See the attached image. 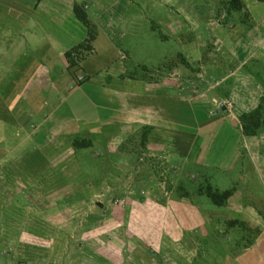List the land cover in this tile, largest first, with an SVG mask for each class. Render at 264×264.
<instances>
[{"label":"crops","instance_id":"crops-1","mask_svg":"<svg viewBox=\"0 0 264 264\" xmlns=\"http://www.w3.org/2000/svg\"><path fill=\"white\" fill-rule=\"evenodd\" d=\"M136 1L152 6L153 27L163 31V39L177 42L180 50L168 68L152 67L148 77L130 74L121 62L129 55L122 53L121 61L111 58L112 53L121 55L123 49L138 50L136 40L146 17L144 13H129L132 0H0L3 264H9L10 254L22 264H53L55 256L61 264L66 248L55 240L62 238L84 241L68 249L74 264L82 260L83 251L86 262L98 254L99 264H113L107 252L109 240L118 237L92 231L91 223L97 221L87 215L77 218L75 208L105 205L110 190L131 185L137 189L140 181L135 175L140 170L129 151L120 148L130 138L137 141L145 127L152 131L139 162L147 156L162 160L168 172L179 177L174 185L184 180L186 163L225 174L240 164L241 185L235 182L237 191L232 198L241 190L243 197L247 192L254 197V191L249 190V173L258 176L264 187V133L245 137L239 122L242 114L257 108L264 90V11L259 2L245 4L252 23L246 28L236 14L217 15V5L228 0ZM76 6L99 31L90 54H95L96 48L103 54L102 61L83 57L78 66L70 67L66 53L88 40L87 29L75 15ZM95 65L97 70L93 71ZM214 82L220 85L214 88ZM213 98L231 100L232 116L211 117ZM12 127L21 129L15 133ZM78 136L99 147L98 154L86 153L91 162H84V155L73 148L72 140ZM126 174L134 175L133 179L124 178ZM203 176L201 173L200 178ZM148 185L154 190L162 188L154 181ZM174 198L180 206L193 205ZM260 199L264 202L263 194L255 195V202L243 201L231 215L230 200L223 208L195 212L199 215L193 216L194 229L187 228L184 215L186 223L181 222V230L172 226L164 232L142 233L132 241V262L264 264V216L256 208ZM161 200L162 205L167 204ZM56 208L72 209L69 230H62L54 220ZM103 219L101 215L100 222ZM232 220L255 230L253 245L238 249L236 244L219 242V253L202 247V239L221 237L220 225ZM78 226L83 229L78 230ZM23 228L29 234L20 233ZM145 239L148 241H141ZM98 247L100 252L95 251ZM125 261L122 258L116 264H127Z\"/></svg>","mask_w":264,"mask_h":264},{"label":"rangeland","instance_id":"rangeland-1","mask_svg":"<svg viewBox=\"0 0 264 264\" xmlns=\"http://www.w3.org/2000/svg\"><path fill=\"white\" fill-rule=\"evenodd\" d=\"M134 3L131 4L129 13H144L143 16L146 17L142 19V25L143 30L140 32L141 34L137 37V44H136L138 50H131L129 49V52L125 49L119 50L121 52V55H115V53H112L111 58L116 57L119 60L122 57V53H124L126 56L129 57L128 60L121 61L123 62L127 69L129 70L131 75H137L141 77H148L149 72L152 71V67L154 69H163L168 68L169 62L174 59V57L177 56V53L180 51L178 43L175 42L172 38L163 39L161 37V31L159 28L153 27V24L150 20L151 17H153L154 12L152 9V6H149L147 4L143 3H137L136 0H132ZM245 4L248 6H251V0H245ZM260 6V9L264 11V3H258ZM239 18V17H238ZM166 36V35H165ZM132 44V43H130ZM133 46V45H129ZM102 49L96 48L95 54H90V52L84 53V58H89L90 60H100L102 61V57L100 54ZM103 54V53H102ZM101 54V55H102ZM145 67L146 69H143ZM97 70V67H93V71ZM148 70L149 72L145 71ZM0 126H2L0 124ZM17 133L19 132V129L21 127H16ZM15 132V133H16ZM135 151V148L132 149ZM81 155H84L83 160L84 162L88 163L90 161V157L85 156L87 154H98L99 153V147L94 144L92 148L88 149H80ZM141 152V157L144 153ZM134 162L136 163V166L138 171L137 175H135V178H138L140 183H138L137 189L132 188L134 185H131L130 187L125 186L122 190H110L108 197V203H106L103 206H90L89 208H86L87 210L83 208H75V216L77 218H80V216H92L96 221L91 223V230L92 231H98V232H109L111 236L118 237V239H110L109 240V258H111L114 263L122 258H124L127 264H134L132 262L133 255V242L139 235L142 233H148L152 231H158V232H164L172 229V226L175 228V230H181L182 224L181 222H184V219L182 216H186L188 218V224L186 223L187 228L194 229L195 222H194V215H199L196 213H202L204 210L207 211L212 210L211 208L215 207L206 196H198L194 200V205L184 207L177 204V201H175L173 197V193L168 191V186L173 182L174 185V179L179 180L178 175H171L170 172H168L167 165L160 159H153L145 157L143 158V161L136 162L134 159ZM241 163V162H240ZM149 164V165H148ZM239 169H241V166L237 167V169L234 172H231L230 174H225L220 172L219 170H209L206 168L201 167H192L191 164L186 163L185 165V171L189 177H186V173L183 174L184 179L189 178L191 181H200L201 184L203 182L210 183L213 187L220 191H226L233 187H236V183H240L239 178ZM204 175L202 178H200V174ZM116 177V176H114ZM124 178L133 179L134 175L131 177L129 175L123 176ZM252 177V178H250ZM249 179V190L250 192L254 191V197L252 195L249 196L248 192L247 195L243 197V190H241L236 196H234L230 201L229 205H232L228 210L229 214L231 215V211L236 210L239 205H244L243 203H252L255 202L253 200L255 198V195H262L264 196V192L262 193V189H264L263 185L260 184L258 176L252 175L249 173L248 175ZM127 181V180H126ZM155 182L156 184H161L162 188H159L160 190H157V188L154 190V188H149L151 182ZM238 181V182H237ZM176 186V185H174ZM110 187L113 189L115 188L114 185H110ZM140 187V188H139ZM126 188V189H125ZM161 197L165 200H163L162 203H165L167 200L166 205L161 204ZM157 200V201H156ZM170 201H173V204L170 203ZM244 201V202H243ZM46 202V201H45ZM160 202V203H159ZM176 202V203H175ZM189 202V201H188ZM257 202V201H256ZM48 203V202H47ZM46 203V204H47ZM190 203V202H189ZM258 205H256L257 209H260L264 213V202L260 199V202H257ZM169 205V206H168ZM30 209V208H28ZM82 209V210H80ZM74 210V209H73ZM74 210V211H75ZM219 210V209H218ZM196 212V213H195ZM48 215V214H46ZM101 215L104 217V221H101ZM54 217V220H57L60 223V227L62 230H69V225L67 220L72 218V209L68 208H56V213L52 215ZM167 219H164L167 217ZM160 217V220H159ZM238 218L237 215H232V218ZM162 218V219H161ZM168 221L167 224H165L164 221ZM155 221V223L152 222ZM5 225V224H3ZM223 225V224H222ZM220 225V226H222ZM73 226V225H72ZM76 226V225H75ZM178 226V227H177ZM74 227V226H73ZM220 228L219 231L222 232L221 229L225 230L223 231V235L219 238H212L211 236L206 239H202V247L203 248H215L216 252L219 253V249L216 248L219 244V242L223 245L230 246L231 244H237L236 239H233L234 233L236 234V231L232 233V230H227V227L224 229ZM83 229L82 227L78 226V230ZM72 230V227H71ZM15 231V230H14ZM198 232V231H197ZM20 233L27 234L28 231L26 228H23ZM29 234V233H28ZM233 236V237H232ZM219 239V241H218ZM232 239V240H231ZM146 241L141 240L142 242H147L148 239H145ZM48 243V240H45ZM61 243L62 247L66 248V254L61 255V264H74L75 260H73L70 257V254L68 252L69 248H72L75 244V246L79 245L80 242H84L80 239H68V238H62L55 240ZM242 244H246L248 240H241ZM45 242V243H46ZM46 243V247L48 244ZM90 241L87 240V244H89ZM240 247L241 244H239ZM143 246V245H142ZM95 247V246H94ZM90 248V246H89ZM100 247H98L95 251L100 252ZM3 250V249H2ZM83 250V249H82ZM142 250V248H141ZM94 251V252H95ZM91 253V251L89 252ZM92 254V253H91ZM96 254V253H95ZM81 257L78 260L77 264H99L98 260L100 259L99 255L88 257V262L84 259V251L82 254H80ZM155 255V253H153ZM46 257V255L44 256ZM49 257V256H48ZM130 257V259L127 261V258ZM156 260L161 262L159 255H156ZM52 257L50 256V261L52 263ZM8 259H11L9 264H22L20 262H15L13 259L12 254H10V257ZM13 259V260H12ZM4 260H0V264H3ZM54 263H57V256L54 257ZM112 261V262H113ZM148 259L143 261L145 264ZM113 263V264H114ZM140 263V264H143ZM111 264V263H110ZM136 264V261H135ZM139 264V263H137Z\"/></svg>","mask_w":264,"mask_h":264},{"label":"trees","instance_id":"trees-1","mask_svg":"<svg viewBox=\"0 0 264 264\" xmlns=\"http://www.w3.org/2000/svg\"><path fill=\"white\" fill-rule=\"evenodd\" d=\"M260 3H264V0H257ZM77 19L85 26L88 32V40L66 53L65 57L70 65V67H76L83 60L84 53L92 51V43L99 36V31L95 23L88 17V15L78 6L74 9ZM225 13L226 15L236 14L238 15V22L244 27H251V17L247 11V7L243 0H228L221 1L217 5V15ZM143 69H146L143 67ZM148 72V70H145ZM0 116L4 117V112H0ZM4 120V119H3ZM239 122L242 130V134L245 137H257L264 133V90L260 98L259 104L256 109L251 112L244 113L239 117ZM9 129V128H8ZM17 129L12 127V132H16ZM152 129L150 127H145L138 134L139 139L130 138L120 150L124 152L129 151L128 155H131L136 162H139L141 152L146 151V146L148 142V136L150 135ZM3 145V144H2ZM72 146L75 150L92 148L93 142L89 138L75 137L72 140ZM3 147V146H2ZM135 148V151L132 149ZM168 191L172 192L174 197L189 201L194 205V200L198 196H206L208 200L218 208H223L227 202L232 198V196L237 191L236 187H233L226 191H220L213 187L208 182L191 181L189 178H185L183 181L179 182L176 186L170 184L168 186ZM261 216L263 212H260ZM227 230H234L236 234H233V239H236V248L240 249L249 247L253 245L255 241L256 232L255 230L249 228L246 223L239 220H232L223 223ZM222 225V228H223ZM224 227V229H225ZM222 232L225 231L221 229ZM232 240V239H231ZM241 240H248L246 244H242ZM242 247H240V245Z\"/></svg>","mask_w":264,"mask_h":264},{"label":"built area","instance_id":"built-area-1","mask_svg":"<svg viewBox=\"0 0 264 264\" xmlns=\"http://www.w3.org/2000/svg\"><path fill=\"white\" fill-rule=\"evenodd\" d=\"M84 78L80 79V82H83ZM220 82H214L211 86L218 87ZM198 96V94H196ZM211 110L210 116L214 118H219L221 116H232L234 112V105L233 102L229 99H219L213 98L211 100Z\"/></svg>","mask_w":264,"mask_h":264}]
</instances>
